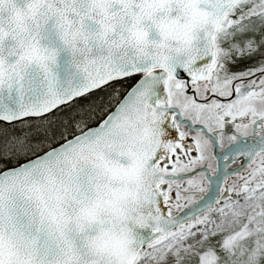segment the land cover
I'll return each mask as SVG.
<instances>
[{
  "label": "snow or ice",
  "instance_id": "snow-or-ice-1",
  "mask_svg": "<svg viewBox=\"0 0 264 264\" xmlns=\"http://www.w3.org/2000/svg\"><path fill=\"white\" fill-rule=\"evenodd\" d=\"M0 264H264V0H0Z\"/></svg>",
  "mask_w": 264,
  "mask_h": 264
}]
</instances>
